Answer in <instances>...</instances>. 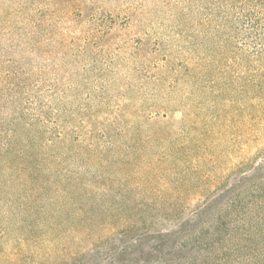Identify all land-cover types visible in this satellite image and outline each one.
I'll use <instances>...</instances> for the list:
<instances>
[{
  "label": "rangeland",
  "instance_id": "1",
  "mask_svg": "<svg viewBox=\"0 0 264 264\" xmlns=\"http://www.w3.org/2000/svg\"><path fill=\"white\" fill-rule=\"evenodd\" d=\"M242 1L0 0V71H15L21 82L17 92L0 94V128L7 126L0 143L16 131L15 143L42 166L33 190L16 177L14 159L15 166L6 154L8 165H0V186L7 183L0 187V264H264V140L250 149L248 134L230 121L220 134L230 140L209 164L210 181L170 205L166 219L159 213L144 226L186 219L164 239L139 241L132 229L118 237L123 222L114 211L101 225L79 218L87 200L100 209L148 206L137 181L126 185V173L108 164L154 160L135 148L156 145L151 129H177L186 113L210 123L233 119L237 109L243 113L236 120L245 115L246 65L233 52L256 46L246 26L256 7ZM63 130L65 140L53 136ZM105 131L120 148L103 168L100 151L111 147ZM71 173L90 193L62 191ZM106 176L112 179L105 184L94 181ZM20 194L32 202L21 205Z\"/></svg>",
  "mask_w": 264,
  "mask_h": 264
},
{
  "label": "trees",
  "instance_id": "2",
  "mask_svg": "<svg viewBox=\"0 0 264 264\" xmlns=\"http://www.w3.org/2000/svg\"><path fill=\"white\" fill-rule=\"evenodd\" d=\"M238 1V0H230ZM242 2H247L243 0ZM253 4L256 8L252 7L248 9L247 24L249 28V33L251 34L253 43H256L255 47L249 48H240L236 49L237 60L242 61L241 65H246V88L249 95V101L246 103V113L238 120L237 117L243 112L237 109L233 119L224 118V116H216V120L212 123L206 121L199 117L198 113H195L194 116L190 113H186L182 118V125L178 126L177 129L173 127H168L164 130L151 129L147 133L151 139L156 141V145L149 147L151 144L148 143V147L145 143H137L135 148L140 153L141 156L149 155L154 153L156 158L150 162L144 160H137L136 163L131 164L127 161H114L113 163L108 164L109 159L107 156L114 152L116 146L113 147V133L110 131H105L100 135L107 137V145L110 144L111 147H103L100 151V157L103 161V168L108 164V169L112 166L115 167L116 172L126 173L123 177L129 183L126 185H133L137 181V186H141L140 194H144V204H148L147 207L140 208L136 211L129 209H100L99 207L92 206V200L80 198L85 203H90V205L85 204L89 208L79 207L81 213H79V218L83 220H94L98 225L103 224V215L104 218L107 217L109 212H116L113 215V218L123 222L122 228H117L116 234L119 237L124 234L127 230L132 229L140 237L139 241L143 239H150L154 242L164 239L172 230V227L179 226L181 222L186 219H177L175 216L172 219L171 223H164L162 227L151 230L150 228H145L144 226L149 225L152 217H157L161 213V219H166L165 213L169 206H177L180 202L183 201L184 194L189 193L199 194L200 190L210 181V173L212 168L209 167V164L214 162L217 159V154L215 153L217 148L220 145V142L228 143L229 137L220 136L221 133L231 124H228V121L232 123L231 127L238 128L243 134L246 132L248 134V147L254 148L253 142L256 141V149L261 145V142L264 140V0H253ZM223 52V51H222ZM224 55V53H222ZM244 61V62H243ZM241 63V62H240ZM240 65V64H239ZM15 71H0V94H4L5 91L11 90L17 92L20 88L21 82L16 80ZM11 93L8 92L7 95ZM8 102L10 99H6ZM4 101L0 100V108H3ZM0 128V142L2 138V133L5 134L7 131V126L2 124ZM6 133L5 142L0 143L1 152H0V165H8V161L11 162L14 159V162H17L15 166L16 177H24L25 180L28 179L29 184L34 186L32 189L37 188L38 173L42 171V166L40 163L36 165L34 162L36 160V155L34 152L28 153V150L23 147L20 148L19 144L15 143L14 133ZM71 133V132H70ZM89 133V132H88ZM69 132L66 130L57 131L54 133V137L65 140L68 137ZM84 132L75 131V137L77 142L83 141ZM90 139V137H89ZM92 140H97L95 133L92 132ZM14 140V142H13ZM92 144L93 142L90 141ZM105 146V145H104ZM214 149V150H213ZM40 151H43L42 148ZM10 156L8 161H5V155ZM6 163V164H5ZM203 167H206L205 172L203 173ZM132 169V171H131ZM135 174H134V173ZM27 175V177H26ZM59 175V174H58ZM14 177L15 175L12 174ZM165 177V178H164ZM100 178V179H98ZM94 179L95 182L105 184L106 181L112 179L111 176L98 177ZM164 178L162 181V190L159 189L156 191L155 186L159 184V180ZM180 181L179 179H182ZM176 181H174V180ZM62 181L59 176L57 179V187L61 185ZM29 184L25 189L29 188ZM63 190L66 194H76L79 195L80 191L86 190L90 193L88 187V182L86 183L84 178L77 177L75 173L68 175V181L63 182ZM3 186V185H2ZM0 186V187H2ZM7 186V183L3 187ZM134 186V185H133ZM21 185H19V188ZM115 186H112L114 188ZM23 190L26 192V190ZM9 193L15 192V189H9ZM21 195V194H20ZM23 196V197H22ZM20 198L21 205L27 202H32L25 195H21ZM141 199V198H139ZM142 200V199H141ZM181 200V201H180ZM150 202L157 204L151 207ZM205 203L203 206H206ZM200 206V208H204ZM62 208V206H61ZM201 208V209H202ZM64 209V208H63ZM90 210L92 212H90ZM200 209L194 210L195 212ZM129 212L128 216H122L121 213ZM181 215V213H178ZM141 220V224H139ZM137 227L135 231L134 228ZM139 228L145 229L143 232H139ZM99 229H103L99 227ZM113 232V231H111ZM69 235L65 231V236ZM134 237V238H135ZM158 251V246L154 247Z\"/></svg>",
  "mask_w": 264,
  "mask_h": 264
}]
</instances>
